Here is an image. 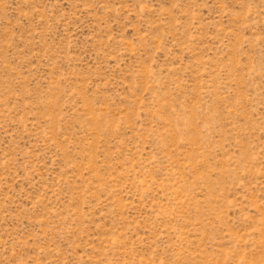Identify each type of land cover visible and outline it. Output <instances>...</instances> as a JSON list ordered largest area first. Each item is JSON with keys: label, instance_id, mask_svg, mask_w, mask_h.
<instances>
[{"label": "rangeland", "instance_id": "rangeland-1", "mask_svg": "<svg viewBox=\"0 0 264 264\" xmlns=\"http://www.w3.org/2000/svg\"><path fill=\"white\" fill-rule=\"evenodd\" d=\"M0 264H264V0H0Z\"/></svg>", "mask_w": 264, "mask_h": 264}]
</instances>
